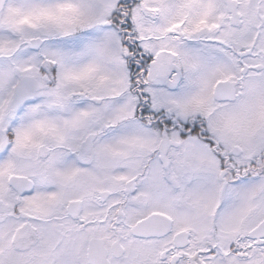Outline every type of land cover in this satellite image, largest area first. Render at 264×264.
I'll list each match as a JSON object with an SVG mask.
<instances>
[{"label":"snow or ice","instance_id":"6c2138e0","mask_svg":"<svg viewBox=\"0 0 264 264\" xmlns=\"http://www.w3.org/2000/svg\"><path fill=\"white\" fill-rule=\"evenodd\" d=\"M0 264H264V0H0Z\"/></svg>","mask_w":264,"mask_h":264}]
</instances>
